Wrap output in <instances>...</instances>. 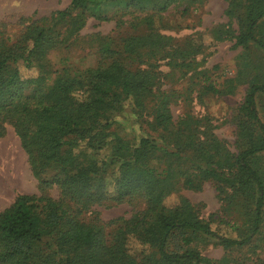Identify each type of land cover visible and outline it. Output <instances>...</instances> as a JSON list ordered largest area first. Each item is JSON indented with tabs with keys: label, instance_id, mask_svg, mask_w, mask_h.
<instances>
[{
	"label": "trees",
	"instance_id": "trees-1",
	"mask_svg": "<svg viewBox=\"0 0 264 264\" xmlns=\"http://www.w3.org/2000/svg\"><path fill=\"white\" fill-rule=\"evenodd\" d=\"M87 1L74 0V5ZM130 1L138 2L127 3ZM227 1L230 16L245 11V25L235 37V46L255 45L264 51V0ZM67 15L68 11L59 12L53 19L64 20ZM28 35L33 38V46L27 56L0 43V125L14 124L33 174L45 185L58 186L62 200L69 199L83 209L105 202H125L138 195L147 200V209L124 220L113 235L107 236L101 226L80 222L62 202L18 195L0 212V264H212L189 247L196 238L211 237L226 247L242 248L261 232L264 122L255 97L264 94V84L250 85L238 108L239 134L248 147L234 155L219 140L201 133L200 119L187 114L178 122L173 120L171 97L157 85L161 73L140 64L126 65L135 54L140 58H167L181 65L174 60L176 56L196 54L192 41L186 39L184 44L172 46L153 31L126 41L125 50L110 51L115 59L105 66L51 79L50 74L42 73L40 63L38 78L23 80L22 63L31 68L46 55L48 42L50 49L58 46L49 28L28 29L23 38ZM76 81L78 89L86 90L83 99L74 96ZM28 85H34L33 97H42L39 103L25 94ZM204 88L221 94L212 84ZM149 104L152 113L147 115L154 116L152 127L165 130L166 146L177 154L169 153L156 139L143 138L132 146L112 132L113 115L122 106L130 105L141 114ZM188 160L195 163V171L183 168ZM163 161L166 167L161 166ZM182 180L194 189L212 180L231 206L243 207H236L243 216L239 238L218 234L212 222L200 219L187 200L174 207L166 205V200L179 192ZM183 233L190 238L185 244L178 240ZM131 238L143 246L142 251H130Z\"/></svg>",
	"mask_w": 264,
	"mask_h": 264
},
{
	"label": "rangeland",
	"instance_id": "rangeland-1",
	"mask_svg": "<svg viewBox=\"0 0 264 264\" xmlns=\"http://www.w3.org/2000/svg\"><path fill=\"white\" fill-rule=\"evenodd\" d=\"M135 2L88 0L75 6L74 0H0V43L13 46L11 48L16 53L27 56L33 46V38L28 35L24 39V33L36 27L50 29L58 46L50 49L48 42L46 55L40 62L35 60L31 68H26L23 63L20 65L21 79L30 80L38 78L41 71L54 79L62 74L105 66L115 59L110 51L125 50L126 41L153 31L166 38V42H172V46L182 45L188 39L196 47V54L188 58L176 56L174 60L181 65H174L167 58H140L137 54L132 55L126 65L135 67L140 64L162 74L157 85L171 97L175 122L190 114L202 121L201 133L219 140L231 154L237 155L241 148L246 149L248 142L239 134L236 116L250 85L264 84V51L255 45L246 48L235 46V37L245 25V11L240 10L235 17L230 16L227 0ZM64 11L69 13L66 19H53ZM170 49L172 51L173 48ZM77 81L74 83V96L83 99L87 96L86 90L78 89ZM52 84L49 83L50 86ZM208 84L220 90L221 94L207 91L204 87ZM25 91L34 103H39L41 96L32 95L34 85L26 86ZM255 98L259 116L264 122V94L257 93ZM150 108L149 104L148 110L136 114L130 105L122 106L113 115L112 132L125 138L132 146H137L143 138H151L156 139L161 147H167L165 130L152 127L154 116L147 115L152 113ZM167 149L169 153H176L171 147ZM188 162L183 168L195 171V163ZM160 163L166 167L164 161ZM261 163L264 166V159ZM178 191L166 200L167 206L174 207L182 199L187 200L200 219L212 222L218 234L239 238L237 231L243 216L236 207L242 210L243 207L231 206L220 194L216 182L209 180L201 188L194 189L185 186L182 180ZM228 191L231 192L230 189ZM18 195L62 202L64 209L77 216L80 222L101 226L107 236L113 235L124 220L147 209V200L141 195L121 203L92 205L88 209L69 199L62 200L58 186L45 185L33 174L14 124L8 122L0 125V212L10 207ZM187 239L190 238L184 233L178 236L181 244H185ZM189 247L201 252L212 264H264V214L261 232L245 247H226L216 239L203 236L196 238ZM129 249L135 254L142 251L143 246L131 238Z\"/></svg>",
	"mask_w": 264,
	"mask_h": 264
}]
</instances>
